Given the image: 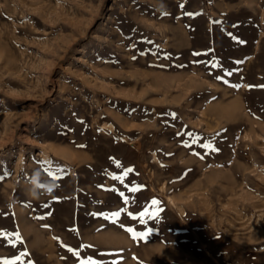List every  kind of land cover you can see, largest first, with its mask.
<instances>
[{"label": "rangeland", "instance_id": "obj_1", "mask_svg": "<svg viewBox=\"0 0 264 264\" xmlns=\"http://www.w3.org/2000/svg\"><path fill=\"white\" fill-rule=\"evenodd\" d=\"M89 258L264 264V0H0V264Z\"/></svg>", "mask_w": 264, "mask_h": 264}, {"label": "snow or ice", "instance_id": "obj_2", "mask_svg": "<svg viewBox=\"0 0 264 264\" xmlns=\"http://www.w3.org/2000/svg\"><path fill=\"white\" fill-rule=\"evenodd\" d=\"M191 15V14H190ZM196 55H199V53H195ZM194 143H195V141H193ZM205 147H208L207 145H205ZM215 150V149H214ZM129 171H131V170H129ZM125 203H127V198H125ZM158 202L157 201H153L152 202V204L153 205H156ZM146 214H148V213H141V217H143L144 215H146ZM112 215H114V216H118L119 215V213H112ZM129 231H132V229H129ZM16 236H17V238H19V233H16ZM72 249H70V251H71ZM81 264H84V262L82 261L81 262ZM89 264H95V262L94 261H91V258H89ZM113 264H119V262L118 261H113Z\"/></svg>", "mask_w": 264, "mask_h": 264}]
</instances>
